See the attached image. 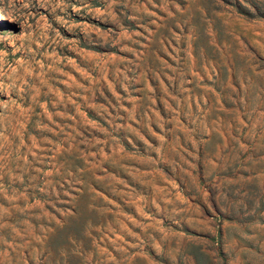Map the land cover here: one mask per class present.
Instances as JSON below:
<instances>
[{
  "label": "rangeland",
  "instance_id": "374dc122",
  "mask_svg": "<svg viewBox=\"0 0 264 264\" xmlns=\"http://www.w3.org/2000/svg\"><path fill=\"white\" fill-rule=\"evenodd\" d=\"M0 264H264V0H0Z\"/></svg>",
  "mask_w": 264,
  "mask_h": 264
}]
</instances>
